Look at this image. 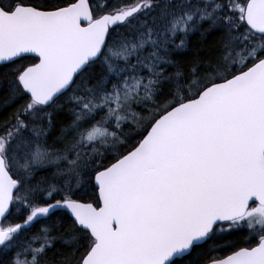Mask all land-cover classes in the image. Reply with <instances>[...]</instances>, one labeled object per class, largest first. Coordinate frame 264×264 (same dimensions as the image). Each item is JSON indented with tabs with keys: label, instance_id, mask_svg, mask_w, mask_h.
I'll return each mask as SVG.
<instances>
[{
	"label": "snow or ice",
	"instance_id": "obj_1",
	"mask_svg": "<svg viewBox=\"0 0 264 264\" xmlns=\"http://www.w3.org/2000/svg\"><path fill=\"white\" fill-rule=\"evenodd\" d=\"M0 264H264V0H0Z\"/></svg>",
	"mask_w": 264,
	"mask_h": 264
},
{
	"label": "trees",
	"instance_id": "obj_2",
	"mask_svg": "<svg viewBox=\"0 0 264 264\" xmlns=\"http://www.w3.org/2000/svg\"><path fill=\"white\" fill-rule=\"evenodd\" d=\"M216 39L217 36L215 33L207 36H201L200 33H194L189 38V46L183 52L182 59L190 60L198 49L202 55L208 54L209 50L214 47Z\"/></svg>",
	"mask_w": 264,
	"mask_h": 264
}]
</instances>
